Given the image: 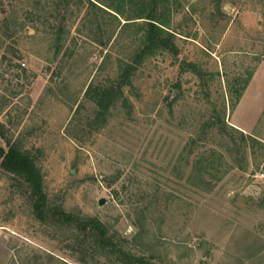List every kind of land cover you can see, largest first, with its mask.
<instances>
[{"label":"rangeland","instance_id":"obj_1","mask_svg":"<svg viewBox=\"0 0 264 264\" xmlns=\"http://www.w3.org/2000/svg\"><path fill=\"white\" fill-rule=\"evenodd\" d=\"M95 4L0 0V146L37 156L50 200L136 257L264 264V0H170L178 56L137 66L129 107L104 121L94 91L141 48L145 21ZM75 242L0 168V264H119Z\"/></svg>","mask_w":264,"mask_h":264},{"label":"trees","instance_id":"obj_2","mask_svg":"<svg viewBox=\"0 0 264 264\" xmlns=\"http://www.w3.org/2000/svg\"><path fill=\"white\" fill-rule=\"evenodd\" d=\"M88 2L96 8L95 3L101 4L123 17L126 21L124 26L134 24L135 21H145L144 27L140 29L143 32L141 48L135 52L129 63L120 66L116 81L100 86L94 91V100L98 106L97 120L104 121L117 102L122 101L125 107H129L124 90L132 85V77L137 71V66L145 59L162 53L178 56V51L174 43L175 35L168 31L171 16L170 0H88ZM62 34L58 35L59 44L62 42ZM61 48L62 45L57 53H60ZM240 96L241 93L238 97ZM212 125L218 126L226 136L230 135L220 117H216ZM0 168L12 175L19 187L25 189L37 222L45 227L72 234L76 241L75 248L86 256L94 257L101 254L114 258L119 264H153L150 260L136 257L128 251L125 242L112 234L99 218L74 215L68 213L63 206L54 204L46 192L37 156L32 152L24 150L18 144L8 143L7 150L0 146Z\"/></svg>","mask_w":264,"mask_h":264},{"label":"water","instance_id":"obj_3","mask_svg":"<svg viewBox=\"0 0 264 264\" xmlns=\"http://www.w3.org/2000/svg\"><path fill=\"white\" fill-rule=\"evenodd\" d=\"M106 204V201L104 199L99 201V206L103 207Z\"/></svg>","mask_w":264,"mask_h":264}]
</instances>
